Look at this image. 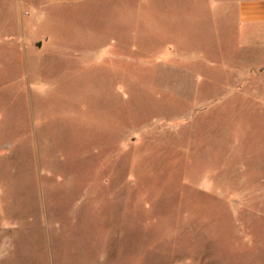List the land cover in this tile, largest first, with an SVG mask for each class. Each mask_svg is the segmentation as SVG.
<instances>
[{
	"label": "rangeland",
	"instance_id": "rangeland-1",
	"mask_svg": "<svg viewBox=\"0 0 264 264\" xmlns=\"http://www.w3.org/2000/svg\"><path fill=\"white\" fill-rule=\"evenodd\" d=\"M238 43L195 0H0V264H264V71L199 102Z\"/></svg>",
	"mask_w": 264,
	"mask_h": 264
},
{
	"label": "crops",
	"instance_id": "crops-1",
	"mask_svg": "<svg viewBox=\"0 0 264 264\" xmlns=\"http://www.w3.org/2000/svg\"><path fill=\"white\" fill-rule=\"evenodd\" d=\"M196 3L203 5L215 18H223L224 21H234L239 39L240 48H248L252 42L255 49L261 50L263 58L253 60V58H242L241 61L246 63L244 66H230L222 62L219 64L225 73L232 74L234 78L233 85L227 81L222 84L224 92L220 95H211L201 103H222L230 94H236L241 97H247L244 92V86L250 80L248 75L249 68L254 69V74L264 71V0H195ZM231 17V19H230ZM170 50V49H169ZM172 55L171 51L168 53ZM197 58L202 61L203 56L199 54ZM170 62V60H168ZM209 65L215 66L216 63L209 62ZM199 74V73H198ZM255 78L257 76L254 75ZM199 79L204 77L199 76ZM242 89V90H238Z\"/></svg>",
	"mask_w": 264,
	"mask_h": 264
}]
</instances>
